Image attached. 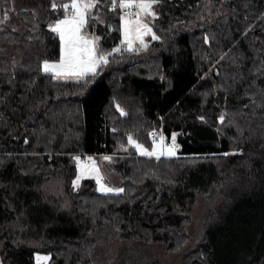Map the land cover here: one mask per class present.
Listing matches in <instances>:
<instances>
[{"label": "trees", "instance_id": "trees-1", "mask_svg": "<svg viewBox=\"0 0 264 264\" xmlns=\"http://www.w3.org/2000/svg\"><path fill=\"white\" fill-rule=\"evenodd\" d=\"M62 4L0 0V264H162L180 251L179 264H264V0H159L146 17L158 39L132 50L120 8L99 0L87 29L108 62L77 82L41 71L59 54ZM153 131L175 135V156L127 146ZM74 155L110 157L123 191L73 188Z\"/></svg>", "mask_w": 264, "mask_h": 264}, {"label": "snow or ice", "instance_id": "snow-or-ice-1", "mask_svg": "<svg viewBox=\"0 0 264 264\" xmlns=\"http://www.w3.org/2000/svg\"><path fill=\"white\" fill-rule=\"evenodd\" d=\"M159 0H120L117 4L116 0H112L113 9L119 7L121 9H132L133 7L139 9L135 13V20L126 15L124 20V43H127L128 50L133 49V44L136 40L144 43L143 37L151 33V29L146 23H143L140 19L141 14L154 16L152 11L153 5L158 3ZM99 0H72L71 4L59 5L65 13L64 19L59 20L54 25L50 26V31L58 34L61 42V54L58 62L49 63L45 61L43 63V71L45 73H52L55 79H68L76 78L82 79L85 75L91 73L95 74L96 68L101 63H107V57L104 55L97 56L95 39H89L84 35H81L82 29L87 24V17L91 9L95 8ZM53 10L58 5L53 2L51 4ZM7 19V15H5ZM2 22V21H0ZM153 39H158L154 34ZM146 47V45H145ZM119 51V49H114ZM119 108V106H117ZM122 111V110H121ZM223 117H221V122ZM155 135V134H153ZM128 141L133 145L141 155L156 157L159 159L161 156L172 157L176 155V138L172 137L171 144H164L163 137L160 138L159 143H154L151 151L145 148L143 145L136 143L135 140L129 136ZM227 155V153L225 154ZM79 160V157L76 158ZM105 160H110V157H104ZM85 172L96 173L97 183L99 184V191L103 193L122 192L123 189H112L102 183V177L99 175V169L93 162L90 168H86L81 165V176H78L74 181V185H78L80 179ZM37 264L41 261H46L48 257H37Z\"/></svg>", "mask_w": 264, "mask_h": 264}, {"label": "rangeland", "instance_id": "rangeland-1", "mask_svg": "<svg viewBox=\"0 0 264 264\" xmlns=\"http://www.w3.org/2000/svg\"><path fill=\"white\" fill-rule=\"evenodd\" d=\"M71 2H72V0H67V4H71ZM120 3V0H118V4ZM135 10V12H137V11H139V9H134ZM152 11L154 12V10H153V8H152ZM64 17H65V13L60 17V18H58V20L57 21H55V23L56 22H58L59 20H61V19H64ZM125 16H122L121 17V27H120V30H121V42H122V44L128 49V46H127V43H124L123 41H124V20H123V18H124ZM146 17H150V15H145V14H141V17H140V19L142 20V22L143 23H146L147 25H148V27L151 29V26H150V24L148 23V21L146 20ZM88 18V17H87ZM132 18V17H131ZM133 19V18H132ZM133 20H135V19H133ZM55 23H53V25L55 24ZM154 33H153V31H152V29H151V33H149L148 35H145L144 37H143V41H144V43L143 44H141L140 43V41H138V40H136L135 42H134V44H133V49L135 48V47H137V45H140V46H144L145 44H146V42H147V39L148 38H152V35H153ZM55 35L57 36V38H58V41H59V54H58V57L56 58V59H46V60H43L42 62H41V71H43V63L45 62V61H48L49 63H55V62H58L59 61V59H60V54H61V42H60V39H59V36H58V34H56L55 33ZM81 35H84V36H86L87 38H89V39H95V38H97V36H96V34H94V33H92V32H90L88 29H87V24L85 25V27L82 29V31H81ZM153 39V38H152ZM98 39L97 40H95V44H96V51H97V56H99V55H103V54H101L100 52H99V50H98ZM105 56V55H104ZM102 64V63H101ZM101 64L96 68V72H95V74L99 71V68H100V66H101ZM44 72V71H43ZM45 73V72H44ZM49 74H51L53 77H54V75L52 74V73H49ZM95 74H91V73H89V74H87V75H85L82 79H76V78H68V79H55V80H60V81H67V82H77V81H80V80H83V79H87L88 77H93ZM158 134V133H157ZM159 137H157L156 139H154V140H152L151 141V143H149V145H147L146 143H142V142H139V141H137L136 139H134V138H132L133 140H135L136 141V143H138V144H141V145H143L145 148H147L149 151H151L152 150V148H153V146H154V143H159V141H160V138L162 137V136H160V135H158ZM132 137V136H131ZM164 140V139H163ZM164 144H171V142H169V141H164ZM127 146L128 147H132L134 150H135V153H136V155H138V156H142V157H149V156H145V155H141L140 154V152L139 151H137V149L133 146V145H131L130 143H129V141H128V144H127ZM177 152H178V150L176 149V154H177ZM77 157H79V160H77L76 158ZM104 157H108L107 155H99V156H93V155H74V163H75V165H76V175H75V177L73 178V180H72V185H73V188H78L79 186H80V184H81V181L83 180V179H87V178H91V179H93L94 181H95V183H96V189H97V191L99 192V193H103V192H100L98 189H99V184L97 183V179H96V173H94V172H91V173H89V172H85V174L82 176V178L80 179V181H79V184L78 185H74V181L77 179V177L78 176H81V165H83V166H85L86 168H90L91 166H92V164H93V162L95 163V166L99 169V175L103 178L102 179V183L104 184V185H106L107 187H109V188H112V189H120L119 188V186H118V182H117V178H116V176H115V172H113L112 170H110V169H108V166L110 167L111 166V163L110 162H108L107 160H105L104 159ZM161 157H168V156H161ZM154 158H156V157H154ZM111 193H118V192H111ZM198 204V203H197ZM192 224L190 225V226H188V229H187V231H188V233H189V236H190V238H192L193 237V235L196 233V232H200V230H198V225H197V219H198V217H201V205H199L198 206V208H195L194 210H193V212H192ZM195 220H196V223H195ZM191 242H192V240L189 242V244L188 243H185V247H184V249H183V251H186L187 250V248L191 245ZM119 244V243H118ZM117 244V245H118ZM124 244V243H123ZM123 244H121V245H119V246H117V247H120V246H122ZM117 247H115V245H114V249H116ZM181 252V251H180ZM179 252V253H180ZM179 253H177V254H173V255H170V256H168V257H163L162 258V264H179V262L181 261V258H182V256H180V254ZM48 257V259L46 260V261H41L40 262V264H48V262H49V256L48 255H45V254H39V253H37V254H35V257H34V260H35V264H37V257ZM160 257H161V255H160ZM93 264H102L100 261H97V262H95V263H93Z\"/></svg>", "mask_w": 264, "mask_h": 264}, {"label": "built area", "instance_id": "built-area-1", "mask_svg": "<svg viewBox=\"0 0 264 264\" xmlns=\"http://www.w3.org/2000/svg\"><path fill=\"white\" fill-rule=\"evenodd\" d=\"M120 11H121V14L124 15V16L128 15V16H130L132 18H135V13L136 12H135L134 8H132V9H121L120 8ZM153 134H155V135H153ZM150 136L153 137V138H157V132H155V131L151 132Z\"/></svg>", "mask_w": 264, "mask_h": 264}, {"label": "crops", "instance_id": "crops-1", "mask_svg": "<svg viewBox=\"0 0 264 264\" xmlns=\"http://www.w3.org/2000/svg\"><path fill=\"white\" fill-rule=\"evenodd\" d=\"M134 9H136L135 7H133ZM133 19H135V18H133ZM154 140V139H153Z\"/></svg>", "mask_w": 264, "mask_h": 264}, {"label": "water", "instance_id": "water-1", "mask_svg": "<svg viewBox=\"0 0 264 264\" xmlns=\"http://www.w3.org/2000/svg\"><path fill=\"white\" fill-rule=\"evenodd\" d=\"M177 150H178V147H177Z\"/></svg>", "mask_w": 264, "mask_h": 264}]
</instances>
